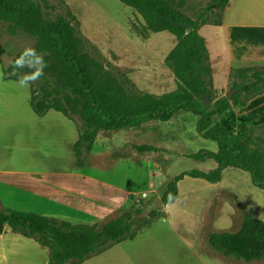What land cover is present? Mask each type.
<instances>
[{
	"label": "trees",
	"instance_id": "obj_1",
	"mask_svg": "<svg viewBox=\"0 0 264 264\" xmlns=\"http://www.w3.org/2000/svg\"><path fill=\"white\" fill-rule=\"evenodd\" d=\"M119 1L141 17L146 32H168L176 38L175 47L164 60L174 75L175 90L162 95L140 91L128 74L113 70L97 47L83 36L80 22L70 10L66 15L49 18L39 0H0V27L10 38L0 47V57L11 58L9 64L0 58L5 79L18 81L35 71L30 67H13L26 49L11 41L31 40V49L42 56L46 65L43 75L30 84L32 109L40 117L57 111L76 125L78 140L74 151L79 167L85 166L101 132L170 122L179 112L197 116L198 135L216 142L218 151L201 150L187 157L196 161L213 160L218 166L210 172L187 171L172 179L158 198L165 207L177 201L181 180L191 177L216 184L229 168L248 173L253 186L264 192V125L244 124L236 131L219 122L228 111L246 107L264 94V65L233 70L232 98L216 97L209 50L199 34L201 26L223 25L230 0H213L198 19L181 11L183 2L176 6L172 0ZM217 13L219 19L212 22L211 16ZM136 149L141 153L161 151L148 145ZM156 200L139 208L123 206L89 225L15 208L0 199V235L9 231L33 240L48 251V264H83L117 244L133 241L150 227L162 216L160 210L145 215ZM209 244L236 260L259 261L264 258V222L246 215L238 232L213 233Z\"/></svg>",
	"mask_w": 264,
	"mask_h": 264
},
{
	"label": "crops",
	"instance_id": "obj_2",
	"mask_svg": "<svg viewBox=\"0 0 264 264\" xmlns=\"http://www.w3.org/2000/svg\"><path fill=\"white\" fill-rule=\"evenodd\" d=\"M199 34L205 39L209 50L213 88L221 91L225 85L220 84V80H217L218 75L225 77L227 82L231 74V67L234 65L264 64V0H230L224 13L223 25L201 26ZM176 43L175 38V42L171 44V50ZM257 100L264 102V94L254 99V101ZM179 113L183 114L181 115L183 119L193 116L198 121V117L191 113ZM151 123L154 122L146 123L139 128L99 133L93 151L85 161V166L79 167L74 151V145L78 140L76 125L54 110L43 117L38 116L31 106L30 85L20 87L18 81L5 79L3 69L0 67L1 200L5 204L19 209L34 211L74 224L93 225L102 221L119 208L128 206L130 204L128 195L131 194L119 188L115 180L104 176L102 172L105 169L101 168L100 164L92 162L94 161L92 159L94 150L99 142L104 145L109 140L113 145L111 139L119 132L138 130L145 126L142 130L151 131L153 135L158 132L157 135L161 139L158 143L148 145L161 149L154 154L158 155L163 153V150H167L165 155L171 157L164 168L169 167L180 158H187L188 155H191L180 151L175 152L168 148L163 141L162 133L157 131L160 128L159 124ZM130 161L133 162L132 159ZM208 161L213 160L198 161L199 169L203 170L201 166L207 164ZM217 166V163L216 167L210 165L208 171L216 169ZM227 170L223 171L221 181L216 184L191 177H186V179L191 178L192 181L181 180L178 183L177 201L171 206H164L163 210H160L162 216L133 240H142L143 245H139V247L144 252L156 256L157 260L148 262L144 256H141L139 249L133 250L132 254H124L128 260L130 257L131 260L128 262L132 264H228V261L223 257L224 254L221 255V252L213 248L217 252L214 251L209 244L211 234L230 231L228 230L230 226L229 199L226 203L225 199L227 198L224 195H219L220 186L223 184ZM162 175L163 172L156 169L153 176L160 178ZM170 181L166 182L164 187ZM183 186L191 188L190 200L193 201V204H197L198 215L202 214V217L197 215V219H202L198 227L186 233L181 232L173 224ZM208 190H216L215 195L207 197V195L200 194V192ZM216 202L221 203L218 210H214L213 207ZM240 205L245 209L244 204L240 203ZM207 220L210 221L209 224H207ZM165 225L171 226V228L168 229ZM231 233H235V231ZM0 239L2 238L0 237ZM133 241L117 244L97 256L108 253H111L112 256L113 250L123 248L124 243ZM177 246L186 249V253L189 251L199 252L206 259H202L203 257L197 254L194 256L198 260L194 261L168 258V252L176 249ZM125 248H127L126 245ZM97 256L83 264H87ZM0 258L5 260V255Z\"/></svg>",
	"mask_w": 264,
	"mask_h": 264
},
{
	"label": "rangeland",
	"instance_id": "obj_3",
	"mask_svg": "<svg viewBox=\"0 0 264 264\" xmlns=\"http://www.w3.org/2000/svg\"><path fill=\"white\" fill-rule=\"evenodd\" d=\"M39 1L44 6L45 13L49 18L66 15L67 11L70 10L79 20L83 36L97 47L104 60L110 64L113 70L118 69L128 74L130 80L140 91L162 95L176 89L174 75L164 63L165 58L171 51V44L175 42V37L168 32L158 34L146 32L141 17L119 0ZM172 1L176 6L183 2L181 11L192 19H198L213 2V0ZM211 19L212 22L219 19V13L212 15ZM8 40L10 38L3 33L0 27V47L9 42ZM11 42L23 49L32 48L33 45V42L29 39H14ZM89 52L93 56L96 55L91 48H89ZM0 58L6 64L11 61L8 56H1ZM262 65L264 64L234 65L231 67V72L238 68H258ZM0 67L2 68L1 64ZM217 80H220V84L225 86L221 91L213 88L216 97L226 96L231 92L233 79L230 76L227 82L225 77H220V75L217 76ZM254 99L246 107L228 111L224 117L219 119L220 123L226 128L236 131L244 124L249 126L264 125V102L254 101ZM181 115L183 114L178 113L170 122H154L159 124L160 128L157 131L162 133L165 145L175 152L180 151L186 154H195L201 150L216 152L218 150L216 142L204 140L198 135L196 131L197 120L193 116L183 119ZM143 128L119 132L111 139L115 146L110 144L109 140L104 145L99 142L92 156V159H94L92 162L100 164L101 168L105 169L102 172L104 176L115 180L119 188L130 192L131 195H128L130 207H134L132 199L143 192H149L151 200L160 198L166 182L184 172L191 170L210 172L208 171L210 165L216 167L214 161H208L207 164L201 166L203 170L199 169V162L187 157L180 158L169 167L164 168L166 167L164 165L171 159L169 155H165L168 152L167 150H163V153L156 155L155 152L141 153L136 149L137 145H153V143H158L161 140L157 135L158 132L153 135L151 131L142 130ZM156 169L163 172L160 178L153 176ZM185 181H192V179L185 178ZM220 189L219 195H224L227 198L225 199L226 203L229 199L230 226L228 230L230 231L227 232L238 231L247 214L264 222V192L253 186L248 173L229 168L225 172ZM215 193L216 190L200 192L201 195H207V197L214 196ZM191 196V188L183 186L181 188V200L177 205L173 219L174 226L184 233L196 229L202 220L197 219L198 216L202 217V214L198 215L197 204H193V201L190 200ZM240 203L245 205H243L245 209L241 207ZM213 207L214 210H218L221 203L216 202ZM209 223L210 221L207 220V224ZM165 227L168 226L165 225ZM0 237L2 238L0 239V257L5 255V260L0 258V264H48V251L33 240L22 238L10 232ZM123 245V248L113 250L112 256L111 253L97 256L87 264H132L128 262L131 260L130 257L128 260L124 257V254H132L133 250L139 249L141 256H144L148 262L157 260L156 256L144 252L139 247V245H143L142 240L126 242ZM125 245L127 248H125ZM178 246L168 252V258L194 261L198 260L194 256V254H197L203 257L202 259H206L199 252L189 251L186 253V249ZM223 257L228 261V264H264V258L259 261L245 262L225 255Z\"/></svg>",
	"mask_w": 264,
	"mask_h": 264
},
{
	"label": "clouds",
	"instance_id": "obj_4",
	"mask_svg": "<svg viewBox=\"0 0 264 264\" xmlns=\"http://www.w3.org/2000/svg\"><path fill=\"white\" fill-rule=\"evenodd\" d=\"M44 65L42 56H38L34 49H26L21 56L15 61L13 67L14 69H19L23 67L34 68L35 71L29 74L23 75L18 80V86L28 87L31 83H34L40 76L43 75Z\"/></svg>",
	"mask_w": 264,
	"mask_h": 264
},
{
	"label": "built area",
	"instance_id": "obj_5",
	"mask_svg": "<svg viewBox=\"0 0 264 264\" xmlns=\"http://www.w3.org/2000/svg\"><path fill=\"white\" fill-rule=\"evenodd\" d=\"M151 200L149 192H143L141 195L136 196L132 199L133 204L137 207L143 206Z\"/></svg>",
	"mask_w": 264,
	"mask_h": 264
},
{
	"label": "water",
	"instance_id": "obj_6",
	"mask_svg": "<svg viewBox=\"0 0 264 264\" xmlns=\"http://www.w3.org/2000/svg\"><path fill=\"white\" fill-rule=\"evenodd\" d=\"M191 28H189L188 31H190ZM234 91H231L230 93H228L226 95V97L230 100L232 98ZM168 207V206H166ZM164 206L162 205V202L160 199H157L154 203H151L150 205V210H146L145 211V215H149L150 211H154V210H163Z\"/></svg>",
	"mask_w": 264,
	"mask_h": 264
}]
</instances>
